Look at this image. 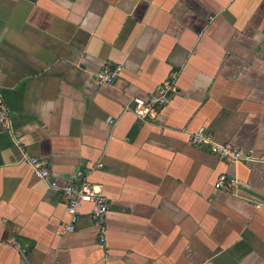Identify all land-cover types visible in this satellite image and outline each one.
Masks as SVG:
<instances>
[{
  "label": "crops",
  "instance_id": "0c3cea01",
  "mask_svg": "<svg viewBox=\"0 0 264 264\" xmlns=\"http://www.w3.org/2000/svg\"><path fill=\"white\" fill-rule=\"evenodd\" d=\"M172 73L170 104L137 118ZM0 91V264H264V0H0ZM201 129L252 160L192 144ZM30 159L103 186L106 242L89 204L62 232Z\"/></svg>",
  "mask_w": 264,
  "mask_h": 264
},
{
  "label": "built area",
  "instance_id": "2783aa9c",
  "mask_svg": "<svg viewBox=\"0 0 264 264\" xmlns=\"http://www.w3.org/2000/svg\"><path fill=\"white\" fill-rule=\"evenodd\" d=\"M123 68L121 66H105L97 74L98 83L102 86L113 85L120 77ZM176 73H172L160 86L157 94L148 98H134L133 113L142 120H153L158 118L161 111L170 104L177 94ZM10 113L6 105L2 92L0 91V120L7 124ZM190 142L194 145H208L213 155L222 161L235 164L240 161H251L252 153H244L232 144H217L211 134L205 129L199 130L190 137ZM33 170L35 178L47 181L54 190H61L66 201L67 212L70 221L63 226L62 232H72L76 230L77 223L81 215V209L85 204L90 205V216L95 226L99 228L100 240L106 242L105 217L111 209V201L104 194L101 184L90 182L83 174H78L79 179L63 186L53 179L50 169L39 159L27 160ZM101 166V165H99ZM235 180L230 176L222 174L215 184L216 189L231 187Z\"/></svg>",
  "mask_w": 264,
  "mask_h": 264
}]
</instances>
